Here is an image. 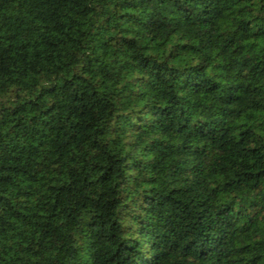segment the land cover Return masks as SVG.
Listing matches in <instances>:
<instances>
[{"label": "clouds", "instance_id": "clouds-1", "mask_svg": "<svg viewBox=\"0 0 264 264\" xmlns=\"http://www.w3.org/2000/svg\"><path fill=\"white\" fill-rule=\"evenodd\" d=\"M0 264H264V0H0Z\"/></svg>", "mask_w": 264, "mask_h": 264}]
</instances>
